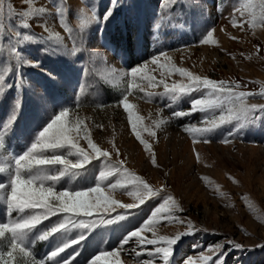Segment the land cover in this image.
Instances as JSON below:
<instances>
[{"label":"rangeland","instance_id":"374dc122","mask_svg":"<svg viewBox=\"0 0 264 264\" xmlns=\"http://www.w3.org/2000/svg\"><path fill=\"white\" fill-rule=\"evenodd\" d=\"M260 5L261 0H0V135L4 136L0 164L6 167L0 171V183L8 184L13 158L31 146L53 117L68 109L49 135L63 123L86 152L91 153L87 136L111 155L105 160L93 153L87 165L67 172L60 164L37 166L45 175L58 177L53 185L45 181L46 186H54L57 192L93 187L101 172H111V164L122 159L130 172L160 189L139 204L128 194L133 191L127 184L131 177L111 172L101 188L122 204L137 207H115L111 214H104L107 222L90 229H64L41 239L42 232L72 215L54 211L25 233L24 246L30 256L14 252L12 264H62L73 252L77 255L72 264H87L94 255L99 256L97 264H115L111 249L120 246L126 234L141 226L168 195L179 208L154 218V230L166 236L188 233L189 219L195 229L179 235L167 264H215L223 253L222 264H264V246H255L264 243V111H254L243 123L231 120L205 130L203 136L192 135L185 127L218 121L229 105L193 110V99L213 98L210 89L201 86L176 96L167 91L173 84L190 83L172 65L214 81H238V91L246 87L254 92L245 97L247 103L264 104V86L246 79L264 77ZM29 10L31 14L25 15ZM253 14L255 26L250 23ZM209 30L212 41L201 43ZM161 52L165 57L159 56ZM152 56L160 62H153ZM138 66L140 74L133 76L130 69ZM121 100L131 106V120ZM177 111L187 114L172 116ZM164 116L168 119L157 124ZM81 128L84 131L77 135ZM136 131L148 141V149ZM41 152L78 158L68 144L56 150H34ZM118 181L122 188H107ZM5 201L0 191V222L17 216L15 209L7 212ZM24 211L31 215L43 209ZM116 215L121 218L116 220ZM143 234L152 238L151 231ZM79 236L83 239L78 244L48 257L54 248ZM226 240L244 246L237 248ZM216 244H221V251L214 255L210 246ZM9 246L7 237L0 238V256L7 255ZM137 253L133 238L118 258L121 264H142L147 259L164 264L159 256ZM203 256L211 258L205 261Z\"/></svg>","mask_w":264,"mask_h":264},{"label":"snow or ice","instance_id":"6c2138e0","mask_svg":"<svg viewBox=\"0 0 264 264\" xmlns=\"http://www.w3.org/2000/svg\"><path fill=\"white\" fill-rule=\"evenodd\" d=\"M251 7V6H247ZM261 11L259 13V19L264 21V0H261L260 5ZM31 14V10L25 13V15ZM110 14V10L106 13ZM257 19L255 14L252 15L250 23L254 25V21ZM235 20V17H233ZM26 23V22H25ZM213 37V32L209 30L207 34L203 37L201 43L211 42ZM15 51V49H13ZM165 53L161 52L160 57H165ZM151 60L153 62L159 63V57L152 56ZM174 71H179L183 75L189 77L190 83L185 86H178L173 84L171 89H167L173 96H176L180 93L191 92L194 88H200L201 86L207 87L210 89L209 95L212 96V99H193L191 101L192 109H211L215 107H223V105H229L227 114L221 113V117L218 121L209 122L204 127H185V130L192 135H201L205 130H210L217 127L218 124H224L231 120H239L241 123L245 122L246 118L253 114L254 111L258 110L259 112L264 111V104H249L246 102L245 97L249 93L238 91L241 87L238 81H214L207 77L196 76L194 73L189 72L185 68L175 69ZM130 73L133 76L140 74V67H133L130 69ZM151 80V77H149ZM219 85V88L217 87ZM261 93L264 94V87L261 88ZM151 95V93H150ZM193 101H196L194 104ZM119 103L123 104L125 108L129 110V119H132L131 106L127 103L126 100H121ZM68 109L61 110L58 115L53 117V119L47 124V127L43 128V131L39 132L38 137L31 146L24 151L23 153L15 156L13 158V166L9 170V179L8 184L0 183V191H3L6 196V209L8 213H11L14 209L17 211V216L15 219H9L7 222H0V238L7 237L10 240L9 251L6 256H0V264H12L13 253L22 254L25 257L30 256L29 249L24 246V236L25 233L35 228L42 220L47 219L49 216L56 212H64L72 214L70 217L65 216L62 221L54 224L50 229L41 233L40 238L45 239L50 234L59 232L64 229L73 228V227H84L91 228L95 223L98 222H107L103 219L104 214H111L114 211L115 207H123L126 210L133 209L137 207L135 203H124L122 204L119 199H114L112 195L106 194L101 188V182L110 175L111 172L125 173L131 177L127 180V184L133 188V191H130L128 194L134 198L135 201H138L139 204L143 203L145 199L150 198L160 192V189H154L149 183H147L143 177L137 176L134 173L130 172L127 168L124 167V160H118L111 164V172H101L97 178V182L93 187H87L83 189H78L75 192H70L68 188L61 189L59 192L55 191L54 186H46L45 181H49L51 185L57 180L56 175H45L42 169H38L37 166L43 165H56L60 164L63 166V171L67 172L71 169H79L87 165L92 158L94 153L96 157H103L107 160L111 153L104 149L98 144L94 143L93 140L86 136L87 143L91 148V153L86 152L80 145L77 143L75 137L68 135L72 131L71 128L67 127L63 123H59V130L54 135H49L50 130L53 129L54 125H57L58 122H61L65 115L68 113ZM159 111V110H158ZM184 111H177L172 113V116L178 117L186 115ZM168 119L167 116H164L157 124H163ZM237 128L240 127V123L236 125ZM133 130L137 128V124H132ZM84 131V129H78L77 135L79 132ZM136 137L144 145L145 149H148L150 146L147 140H144L139 131L135 133ZM228 141V137L224 138V142ZM4 136L0 135V147L3 146ZM63 144H68L75 149L78 156L77 159L71 160L67 159L62 155H46L42 152L39 154L34 153V150L40 149H52L56 150L61 147ZM151 155V154H150ZM152 163L156 164V159L152 157ZM5 166L0 164V171L5 170ZM31 173V174H29ZM62 174V173H61ZM124 185L119 181L115 184L109 183L107 188L110 190H115L117 188H122ZM163 187V186H161ZM95 194L92 196V194ZM88 194V195H86ZM100 201L99 203L97 201ZM53 201L57 203H53ZM168 206L167 208L165 206ZM42 208L43 211L35 212L31 215L25 213V209L32 208ZM172 207L179 208L178 202L174 199L172 195H168L164 201V204L160 205L159 208H156L152 211L151 215L147 217L141 224V226L135 228L131 232L127 233L124 239L121 241V245L117 248L111 249L110 255L117 257L115 264H121L119 253L124 249V246L135 238L137 247L139 248V256L141 253H147L149 257H161L164 261V264H167V261L172 253V246L174 242L178 239L180 234H191L192 230L195 229V225L189 219L187 221L190 231L188 233H176L174 236L159 235L156 228L157 221L156 217H159L162 211H170ZM96 213L97 219L92 218V214ZM83 214V215H80ZM121 217L119 215L115 216L116 220H119ZM171 219L178 220V217H171ZM151 231L152 238H148L143 233L144 231ZM207 230V229H205ZM83 239V236L77 237L75 240H67L60 246L54 248L49 254V258L57 257L62 251L67 248H70L73 244H78L79 241ZM163 243L164 246L157 247L158 243ZM224 243H232L234 247L240 248L244 245L237 243L234 240H226ZM147 245H153L154 247L148 248ZM255 246H264V243L255 245ZM214 255L220 253L221 244H216L214 247L210 246ZM133 252H136V249H132ZM226 253L220 254L215 260V264H222L223 255ZM77 253L73 252L71 256L62 261V264H72V261L75 259ZM104 255V253H101ZM211 257L203 256V260L208 261ZM99 256H92L87 264H97ZM33 264H45L44 261H34ZM142 264H153V259H147L142 261Z\"/></svg>","mask_w":264,"mask_h":264},{"label":"crops","instance_id":"0c3cea01","mask_svg":"<svg viewBox=\"0 0 264 264\" xmlns=\"http://www.w3.org/2000/svg\"><path fill=\"white\" fill-rule=\"evenodd\" d=\"M246 79L250 80L251 82H253L254 84H257L259 86H261V85L264 86V77H262L259 74L257 76H254V77H246ZM242 87H244V86H242ZM242 92L249 93V94L254 93L252 90L247 89L246 87H245V90Z\"/></svg>","mask_w":264,"mask_h":264},{"label":"clouds","instance_id":"9594fccd","mask_svg":"<svg viewBox=\"0 0 264 264\" xmlns=\"http://www.w3.org/2000/svg\"><path fill=\"white\" fill-rule=\"evenodd\" d=\"M193 103L195 104L196 103V101H193ZM45 127H47V125L45 126ZM43 131V129L41 130V132ZM98 203L100 202L99 200L97 201Z\"/></svg>","mask_w":264,"mask_h":264}]
</instances>
